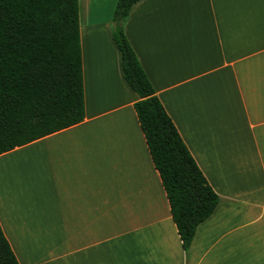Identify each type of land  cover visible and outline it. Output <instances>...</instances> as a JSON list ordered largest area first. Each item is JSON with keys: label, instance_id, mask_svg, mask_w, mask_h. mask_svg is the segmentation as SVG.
Wrapping results in <instances>:
<instances>
[{"label": "crops", "instance_id": "obj_1", "mask_svg": "<svg viewBox=\"0 0 264 264\" xmlns=\"http://www.w3.org/2000/svg\"><path fill=\"white\" fill-rule=\"evenodd\" d=\"M78 0L84 120L0 155L19 264H264V0H141L125 35L220 197L185 254L112 38Z\"/></svg>", "mask_w": 264, "mask_h": 264}, {"label": "trees", "instance_id": "obj_2", "mask_svg": "<svg viewBox=\"0 0 264 264\" xmlns=\"http://www.w3.org/2000/svg\"><path fill=\"white\" fill-rule=\"evenodd\" d=\"M117 0L112 38L182 248L220 197L166 113L125 35L133 5ZM85 118L78 0H0V155ZM0 264H19L0 227Z\"/></svg>", "mask_w": 264, "mask_h": 264}]
</instances>
